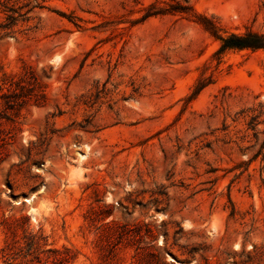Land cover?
Wrapping results in <instances>:
<instances>
[{"label":"rangeland","instance_id":"rangeland-1","mask_svg":"<svg viewBox=\"0 0 264 264\" xmlns=\"http://www.w3.org/2000/svg\"><path fill=\"white\" fill-rule=\"evenodd\" d=\"M248 30L264 0H0V74L41 84L0 118V249L264 264V50L218 38Z\"/></svg>","mask_w":264,"mask_h":264},{"label":"trees","instance_id":"trees-1","mask_svg":"<svg viewBox=\"0 0 264 264\" xmlns=\"http://www.w3.org/2000/svg\"><path fill=\"white\" fill-rule=\"evenodd\" d=\"M211 24L213 31L215 26ZM221 40L220 51L226 49H251L264 50V33L248 30L244 33H230L227 36H218ZM41 84L37 80L34 71L29 66H23L19 72L10 73L2 72L0 74V118L7 117V113L20 109L24 104L28 103L32 97L37 98L41 93L39 89ZM37 101V99H34ZM107 227H114L116 223L110 221L105 223ZM149 233V234H148ZM114 234V233H113ZM129 236L127 232H117L114 234L118 237ZM147 235L153 236L149 226H147ZM140 236V235H139ZM41 234H24L20 239L7 242L0 249L1 256L8 262L16 259L26 264H68L70 261L69 254L72 252L68 247L63 246L61 249L53 250L54 256L45 257L47 249L43 248ZM115 238V237H114ZM143 238V237H142ZM154 239L146 242L150 253L157 257L161 264H171L157 252ZM8 263V264H10Z\"/></svg>","mask_w":264,"mask_h":264},{"label":"water","instance_id":"water-1","mask_svg":"<svg viewBox=\"0 0 264 264\" xmlns=\"http://www.w3.org/2000/svg\"><path fill=\"white\" fill-rule=\"evenodd\" d=\"M27 201V199H25ZM170 261H173L174 262V259L170 258Z\"/></svg>","mask_w":264,"mask_h":264}]
</instances>
